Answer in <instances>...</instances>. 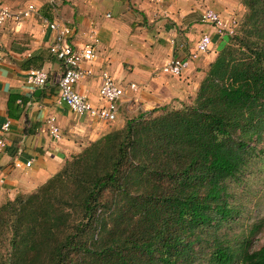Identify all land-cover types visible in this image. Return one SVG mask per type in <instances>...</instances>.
Returning a JSON list of instances; mask_svg holds the SVG:
<instances>
[{"label": "trees", "instance_id": "1", "mask_svg": "<svg viewBox=\"0 0 264 264\" xmlns=\"http://www.w3.org/2000/svg\"><path fill=\"white\" fill-rule=\"evenodd\" d=\"M241 3L193 97L127 119L0 203V264H264V241L218 230L238 213L231 183L264 160V0Z\"/></svg>", "mask_w": 264, "mask_h": 264}, {"label": "crops", "instance_id": "2", "mask_svg": "<svg viewBox=\"0 0 264 264\" xmlns=\"http://www.w3.org/2000/svg\"><path fill=\"white\" fill-rule=\"evenodd\" d=\"M36 14L21 24L0 29V203L17 194H27L56 174L67 159L91 142L124 125V115L169 105L179 107L193 97L210 63L226 42L203 21L200 4L223 17L243 12L238 0H66L60 7L47 0L33 1ZM43 18L73 26L74 47L96 42L97 56L83 61L91 73L76 88L93 105H100L102 73L108 72L125 87L114 121H99L79 115L61 101L58 79L61 61L49 53L51 33ZM212 43L207 53L190 60L180 76L162 71L173 58H187L200 36ZM48 74L44 86L27 82L30 68ZM135 83L137 90L127 84ZM54 116L60 139L48 130ZM8 123L7 129L4 125ZM30 162V165H26Z\"/></svg>", "mask_w": 264, "mask_h": 264}, {"label": "built area", "instance_id": "3", "mask_svg": "<svg viewBox=\"0 0 264 264\" xmlns=\"http://www.w3.org/2000/svg\"><path fill=\"white\" fill-rule=\"evenodd\" d=\"M55 3V0H49ZM37 8L33 2H27L24 6L14 9L12 6L0 1V29H4L10 23L21 24L29 17L37 12ZM204 22L210 24L219 35H233L238 26L236 17H223L219 12L211 8H205L202 11ZM43 23L51 33V39L48 46L49 53L62 63L63 71L60 75L57 85L59 97L72 111L79 115H88L99 121L111 122L116 119L118 111V103L125 94V87L119 84L108 72L102 73V82L99 87L100 105H93L87 97L81 94L77 88V83L87 77L91 71L82 66L83 61H93L97 56L96 42L85 43L80 47H74L70 42L73 34V26L67 22H59L57 20H49L43 18ZM212 43L211 36L204 33L200 36L194 50H192L187 58H173L167 62L162 71L169 75L180 76L188 67L191 59L198 57L200 54L207 53ZM3 59V53L0 51V62ZM48 74L42 68H30L27 71V82L42 87L46 84ZM127 87L134 91L137 90L135 83L127 84ZM8 123L4 125L6 130ZM49 134L56 140L60 139L61 131L56 123L54 116L48 118ZM0 146H4V142L0 141ZM26 165H30L27 162ZM3 180L0 179V184Z\"/></svg>", "mask_w": 264, "mask_h": 264}, {"label": "rangeland", "instance_id": "4", "mask_svg": "<svg viewBox=\"0 0 264 264\" xmlns=\"http://www.w3.org/2000/svg\"><path fill=\"white\" fill-rule=\"evenodd\" d=\"M5 4L12 6L14 9H18L27 2H33L36 0H0ZM47 0H45L46 2ZM205 2V0H203ZM214 1V0H213ZM217 1V0H216ZM242 5L243 12L239 14L232 13L225 18L231 16L236 17L238 25L241 23L243 15L246 11ZM66 0H55L54 7H60ZM199 7L204 10L208 8L206 5L200 4ZM13 26L15 24L11 23ZM11 24L8 25L11 26ZM239 26H237L238 28ZM189 99L185 100L188 101ZM142 111H136L135 113H128L124 115V121L136 117ZM162 113L158 111L153 115ZM118 121L110 124L111 131L115 129V125ZM254 167H251L250 172H246L242 176L241 182H232L230 185V196L227 197L237 210L238 213L235 216L223 223L218 229L222 237H227L231 241L238 242V240L244 237H249V249L259 248L264 241V160H261L260 156L257 157ZM259 225L254 229V226ZM251 232V233H250Z\"/></svg>", "mask_w": 264, "mask_h": 264}]
</instances>
